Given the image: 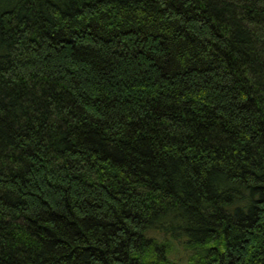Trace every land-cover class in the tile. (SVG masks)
Masks as SVG:
<instances>
[{"label": "trees", "instance_id": "obj_1", "mask_svg": "<svg viewBox=\"0 0 264 264\" xmlns=\"http://www.w3.org/2000/svg\"><path fill=\"white\" fill-rule=\"evenodd\" d=\"M0 264H264V0H0Z\"/></svg>", "mask_w": 264, "mask_h": 264}]
</instances>
